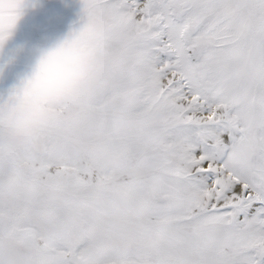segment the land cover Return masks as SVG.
Here are the masks:
<instances>
[{
	"label": "snow or ice",
	"instance_id": "obj_1",
	"mask_svg": "<svg viewBox=\"0 0 264 264\" xmlns=\"http://www.w3.org/2000/svg\"><path fill=\"white\" fill-rule=\"evenodd\" d=\"M81 5L85 81L0 100V264H264V0Z\"/></svg>",
	"mask_w": 264,
	"mask_h": 264
},
{
	"label": "clouds",
	"instance_id": "obj_2",
	"mask_svg": "<svg viewBox=\"0 0 264 264\" xmlns=\"http://www.w3.org/2000/svg\"><path fill=\"white\" fill-rule=\"evenodd\" d=\"M33 7L34 0H0V31L11 37ZM79 28L42 49L23 79L32 102L16 109L17 139L46 122L48 100L70 93L88 77L92 52L89 37L82 38Z\"/></svg>",
	"mask_w": 264,
	"mask_h": 264
},
{
	"label": "rangeland",
	"instance_id": "obj_3",
	"mask_svg": "<svg viewBox=\"0 0 264 264\" xmlns=\"http://www.w3.org/2000/svg\"><path fill=\"white\" fill-rule=\"evenodd\" d=\"M83 21L81 0H34V7L0 49V100L20 85L42 49Z\"/></svg>",
	"mask_w": 264,
	"mask_h": 264
}]
</instances>
